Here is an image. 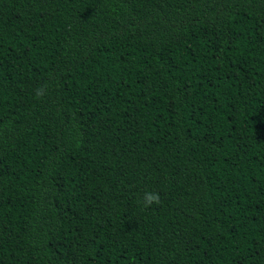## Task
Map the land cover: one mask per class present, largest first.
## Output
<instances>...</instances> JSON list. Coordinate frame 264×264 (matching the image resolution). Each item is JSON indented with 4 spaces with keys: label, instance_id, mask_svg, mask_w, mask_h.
Returning <instances> with one entry per match:
<instances>
[{
    "label": "trees",
    "instance_id": "1",
    "mask_svg": "<svg viewBox=\"0 0 264 264\" xmlns=\"http://www.w3.org/2000/svg\"><path fill=\"white\" fill-rule=\"evenodd\" d=\"M0 264H264V0H0Z\"/></svg>",
    "mask_w": 264,
    "mask_h": 264
}]
</instances>
